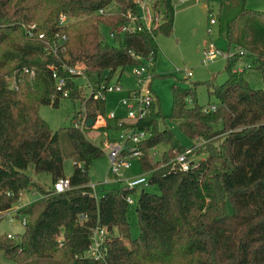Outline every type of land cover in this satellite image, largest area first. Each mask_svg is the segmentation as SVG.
I'll return each mask as SVG.
<instances>
[{"label": "trees", "instance_id": "16d2710c", "mask_svg": "<svg viewBox=\"0 0 264 264\" xmlns=\"http://www.w3.org/2000/svg\"><path fill=\"white\" fill-rule=\"evenodd\" d=\"M246 1L219 0V35L235 50L226 57L223 83L173 84L168 116L153 95L144 117L119 125L107 117L106 98L86 95L69 75L67 96L57 91L51 67L61 60L84 64L93 91L116 77L118 84L125 67L155 62L157 36L173 30V0L155 1L161 15L156 28L116 34L112 39L117 45L105 41L101 26L116 30L128 23V13L137 14L134 0H0V213L28 189L41 195L19 208L18 214L27 217L19 240L0 234V253L6 259L15 264H264V13L251 12ZM114 2L118 12L99 13ZM61 14L70 18L63 27L58 26ZM39 33L44 40L36 37ZM56 33L66 36L58 58L52 53L58 46ZM240 60L248 66L237 68ZM247 69L259 72L260 88L250 86ZM199 85L206 86L215 102L198 104ZM63 98L80 105L68 126L53 131L39 109L57 107ZM97 115L105 118L100 132L130 126L149 133L138 143L137 159L140 171L149 172L147 186L121 184L96 196L87 171L104 150L88 137L93 126L86 122ZM166 119L190 145L206 142L198 150L204 157L188 170L170 160L189 146L160 127ZM218 136L217 144L209 142ZM158 144L167 149L155 161L147 151ZM65 158L73 161L71 188L54 192V182L65 178ZM28 169L49 174L50 188L40 186ZM137 191L139 233L131 238L126 197ZM36 209L37 216L28 220ZM97 227L107 234L99 258L85 255Z\"/></svg>", "mask_w": 264, "mask_h": 264}, {"label": "rangeland", "instance_id": "374dc122", "mask_svg": "<svg viewBox=\"0 0 264 264\" xmlns=\"http://www.w3.org/2000/svg\"><path fill=\"white\" fill-rule=\"evenodd\" d=\"M173 2L175 15L172 33L170 35L159 34L157 36L159 51L154 63L145 62L144 64L125 67L118 80V86L121 89L107 93V115L113 112L124 115L125 109L121 106V100L126 98L128 91L143 89L144 91H149L152 96L154 95L158 99L162 114L168 116L171 112V86L173 84L178 83L181 87L188 88L197 81H214L216 84H221L225 81L227 77L224 71L226 55L228 53L233 54L235 50L233 46L229 47L227 40L219 35L217 18L219 0H184L183 3H180L179 0H173ZM246 7L253 13H264V0H247ZM118 11L119 6L115 2L103 9L104 13H115ZM211 20H215L216 23L212 25ZM101 30L107 43L117 45V42L109 37L107 28L101 26ZM209 44H214L222 54L216 56L214 60L205 63L203 50ZM245 65L247 64L240 60L237 62L236 67L242 69ZM141 67L146 69L145 72L142 75L135 73V70H139ZM245 77L251 87L260 88L262 86L261 76L258 71L247 69ZM76 81L81 83L80 79ZM116 82L117 77L111 83L114 85ZM196 91L199 105L204 106L215 102V97L208 94L206 86L199 85ZM88 93L86 89V95ZM79 105V101L74 103L69 99L63 98L57 107L42 105L39 109V114L46 120L50 128L55 131L69 125L70 119L79 108ZM103 122L105 123V121ZM103 122L96 123L88 134V137L101 144L104 150V155L94 160L87 171L90 179L89 184H96L95 194L98 198L103 194L104 190L117 188L124 184L122 181L119 182L117 177L109 171L110 162L105 148L115 142L116 133L114 131H98V126L104 124ZM160 127H167L174 132V135L182 144L192 148V153L188 159L197 161L204 157L205 154L198 150L206 143L205 141L196 140L190 145L192 143L191 140L180 132L169 119L164 122L160 121ZM219 140H221L220 136L209 142L217 144ZM166 149L167 146L165 144H158L152 150L147 151V154L157 161L160 160L163 151ZM176 154L172 156L171 161ZM130 164L131 167L125 172L124 178L143 172L139 169L137 159L131 160ZM72 166V159L65 158L63 162L65 177L71 175ZM27 173L31 174L34 180L43 188H50L51 178L49 174L44 172L36 174L32 169H28ZM153 189L152 187L149 188V190ZM138 196L139 191L132 194L133 203L128 208L131 238H135L139 233L135 213V202ZM40 197L41 195L38 194L35 188L28 189L20 194L19 200L11 206V210L0 213V234H7V236H11L10 238L19 240V235L23 232L24 226L19 223L15 209L19 206H26ZM38 211L39 209H36L33 215L28 217V220H33L37 216ZM11 216H15L13 222L9 220ZM124 242L128 244L127 240ZM0 264L15 263L6 259L0 253Z\"/></svg>", "mask_w": 264, "mask_h": 264}, {"label": "built area", "instance_id": "2783aa9c", "mask_svg": "<svg viewBox=\"0 0 264 264\" xmlns=\"http://www.w3.org/2000/svg\"><path fill=\"white\" fill-rule=\"evenodd\" d=\"M156 0H134V3L137 4V14L131 15L128 13L130 20L125 25L119 27L116 30H108V35L110 38H113L116 34H122L125 32H134L140 30L142 28L146 30H151L156 28L161 22V15L155 6ZM180 3H183L184 0H179ZM175 7V6H174ZM99 13H104L103 9L99 11ZM70 21V18L61 14L58 20V26L63 27ZM215 20H211V24H215ZM34 27V26H33ZM32 27V28H33ZM28 36L35 38L34 34L29 31ZM39 39L44 40V35L42 33L37 34ZM55 37L58 38V46L52 47L53 55L58 58V51L63 52L65 50L63 43L66 40L65 35H59V33L55 34ZM222 52L219 51L214 44H209L203 50V58L204 62H210L216 58V56L221 55ZM231 54L228 53L226 57H229ZM57 65L51 67L52 78L56 84V90L62 91L64 96H67L68 90H65L64 87L66 85V80L69 77L74 78L75 80L80 79L81 83H77L79 87L85 88L88 90V96L93 94L94 98H106L108 92H112L114 90H120L121 88L118 84L108 86H101L99 89L93 91L90 86L89 81L85 75V65L81 63H77L75 65L67 64L66 60H61V63L57 62ZM145 68L141 67L139 70H135V73L142 75L145 72ZM188 76V74L186 73ZM11 86L16 88V83L14 78L10 80ZM152 95L149 91H144L143 89H135L127 92L126 98L121 100V106L125 109V114L123 116L116 115L114 112L108 114V118H116L119 125L122 123L134 124L137 120L144 117L147 113L149 106L152 102ZM215 106H212L211 109H214ZM208 108H204V111H207ZM105 118L102 115H97L94 119L95 124L103 122ZM83 122H81V126L83 127ZM104 123V122H103ZM94 124V125H95ZM149 135L148 132L140 131L137 132L132 127H124L119 129L116 132L115 142L106 146L107 156L109 158L110 167L109 171L112 175L116 176L119 182L122 181L123 185L128 188H139L141 186L148 185V175L149 172H141L137 173V175L130 176L128 178L125 177V172L131 167V160L138 159L141 155V151L138 149V143L145 139ZM192 153V148H188L184 152H179L175 155L172 163L176 164L181 170H188L189 167L195 162L193 160L188 159V157ZM107 181V180H106ZM92 190L95 193L96 184H89ZM71 188V184L68 177L61 178L54 182L52 189L54 192H63ZM126 202L130 205L133 203L132 195L126 197ZM21 207V206H19ZM19 207L15 209V213L19 218V223L25 226L27 222V217L24 215H19ZM8 210H11L10 208ZM6 210V211H8ZM5 211V212H6ZM15 216L9 217L10 222H13ZM106 229L97 227L94 229L91 236V245L89 250L85 253L87 256H92L95 258L101 257L102 247L104 240L106 239ZM10 238L11 236L8 235ZM101 251V252H100ZM94 252V254H92Z\"/></svg>", "mask_w": 264, "mask_h": 264}, {"label": "water", "instance_id": "95a60500", "mask_svg": "<svg viewBox=\"0 0 264 264\" xmlns=\"http://www.w3.org/2000/svg\"><path fill=\"white\" fill-rule=\"evenodd\" d=\"M55 65H57V63H55ZM94 124H95L94 119H88L86 122V127H92L94 126Z\"/></svg>", "mask_w": 264, "mask_h": 264}, {"label": "crops", "instance_id": "0c3cea01", "mask_svg": "<svg viewBox=\"0 0 264 264\" xmlns=\"http://www.w3.org/2000/svg\"><path fill=\"white\" fill-rule=\"evenodd\" d=\"M116 114V113H115ZM116 115H119V116H123L122 114H116ZM35 199V198H34Z\"/></svg>", "mask_w": 264, "mask_h": 264}]
</instances>
